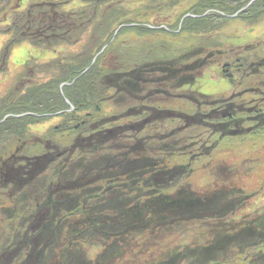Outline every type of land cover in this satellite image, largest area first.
<instances>
[{
	"label": "trees",
	"instance_id": "trees-1",
	"mask_svg": "<svg viewBox=\"0 0 264 264\" xmlns=\"http://www.w3.org/2000/svg\"><path fill=\"white\" fill-rule=\"evenodd\" d=\"M83 1L87 10L65 9L70 0L31 2L21 9V1L0 0V33L8 37L0 53V76L19 44L43 50L77 45L88 29L79 30L80 24L98 14V27L109 15L119 19L108 25L110 36L97 51L84 45L82 52L46 62L38 70L41 82L21 79L23 90L0 97V188L13 193L11 216L18 218L9 222L20 221L17 230L28 232L7 246L8 264L119 263L125 250L127 255L132 247L141 249L135 253L146 250L141 245L148 239L154 241L149 255L155 257L147 264H264L261 190L233 186L239 169L233 164L204 189L190 181L220 140L242 146L247 139H264V42L223 47L220 40V35L228 37L232 23L256 24L264 15V0L243 11L251 0H193L173 15L179 19L176 32L145 23L140 6L149 0ZM153 1L164 5L166 0ZM126 3H138L131 20L123 17L131 14L123 10ZM120 27L168 35L165 42L138 45L143 59L129 67L113 56L107 60L118 47L129 48L114 35ZM211 65L220 69L221 78L245 89L244 95L195 92L198 74ZM249 80L254 84L246 88ZM242 95L245 103L238 101ZM172 102L187 105L173 110ZM56 117L60 123L48 124L46 136H33L37 125ZM40 182L45 189L33 196L46 199L22 208L19 190ZM227 182L232 187L225 188ZM250 199L259 202L242 216ZM207 221L214 222L207 226V244L184 246L161 259L169 237L159 233Z\"/></svg>",
	"mask_w": 264,
	"mask_h": 264
},
{
	"label": "rangeland",
	"instance_id": "rangeland-1",
	"mask_svg": "<svg viewBox=\"0 0 264 264\" xmlns=\"http://www.w3.org/2000/svg\"><path fill=\"white\" fill-rule=\"evenodd\" d=\"M17 1H21V9L23 7H26L27 5H30L31 2L38 3L42 0ZM191 1L193 0H166L163 5L161 1L154 2L153 0H149L146 1V5L140 6L142 8L141 12L143 11L144 13L142 14V17L145 18V23L153 25L155 24L157 26L163 25L168 28L170 32H174L176 29L175 25L177 24L179 19L174 18L173 15H179V13L181 14L184 8L191 4ZM254 1L255 0H251L250 3L246 5L241 11L250 8ZM84 2L85 1L83 0H70V2L65 5V9L71 10L76 9V7H78L81 10H87L88 3L87 5H85ZM136 5H138V3H131V5L129 6L126 3V5L123 6V10L125 14H127V12L131 14L123 17H126L130 20L134 18L133 15L136 12H134L133 8H136ZM160 9H162V15H160ZM91 10L87 12L88 15H90ZM164 15L168 16H165L166 19L162 20L161 16ZM238 15L239 14H236L234 16ZM100 17L101 15L98 14L94 21L90 23L86 21L83 24H80L79 30H86L87 28L88 29L87 32L83 33L81 37L83 38V41H81V43H77V45L68 44L64 47H58L56 48V50H43L37 48V46H35L34 44L32 45L28 42H24L15 46V48L10 51L9 58L7 59L5 66L6 70L2 72L0 76V97H3V95L15 90L16 88L17 90H23L25 86V81L23 82V85L18 86V83L21 79L30 78L33 79V81L41 82V74L40 72H38V70L40 69L39 67H42L46 62L56 60V58H65L68 55L73 56L77 54L78 51L82 52V50H84L85 47H87L88 45H90L93 50L97 51L103 40L109 38L110 36L109 32L111 31V25H108L112 22L119 20L115 16L109 15L105 18L106 20L104 21V23L98 27ZM260 19L255 21L256 24H253L252 22L248 23L243 21L240 23H232L231 26L227 29L226 35L228 37H226L225 35H220L222 46L232 47V45H234L236 47H243V45H248L250 43L254 44L255 42L262 44L264 42V15ZM114 30L115 37L120 42L125 40L123 43L126 44V46L129 48H126L124 50L123 48L121 49L118 47V49H116L114 53L112 52V55L108 57L107 60L111 59L113 56L116 61L129 63V67H132L130 65H133V61L143 59L140 53L141 51L138 49V45L144 42L153 46V44L165 42L168 35L166 33L164 34L163 32H154V34H151L144 31L142 32L135 30L123 31L121 27L117 29L115 28ZM7 38V36L0 33V53L1 49L4 47L3 45L7 41ZM91 38H94V41L96 43H92ZM184 39L185 38H183V40ZM108 48L109 46L106 47V49ZM43 77L44 79L42 80L45 81L46 77L44 75ZM197 77V82L192 86V89L200 94L202 93L205 95H216L222 97L232 96L235 93H243L244 95L245 89L239 90L236 88V85L233 86L229 83L228 80H225L223 77L221 78L220 69H218L217 66H208L207 68L200 71ZM253 84V80H249L246 88H250ZM243 95L238 98V101H240L241 103H245L246 95ZM172 99H174L173 96ZM172 103L173 110H179V108L183 109L187 105L184 102ZM116 111H118L117 108ZM110 112L113 113L112 110H110ZM59 123L60 120L56 117L51 120H48V122H45L42 125H37V127L35 128L31 126L30 130L31 128H34L37 131L33 133V136H36L37 134L41 136H46L48 124H52V126H54L58 125ZM254 130V132H257L260 129L258 128ZM254 132H251V134H253ZM17 140L20 141L21 139L15 135V141L18 142ZM250 142L251 143H249V140L247 139L244 141L242 146H240L238 142L234 143L233 139L232 141H230V139L228 138L220 140L217 143L218 145H216V150L214 151V153L210 154V160L207 163H204L205 165L202 163H198L195 167L196 171L190 178V181H192L193 186L198 190L204 189L208 184L215 182L213 181V179L218 176L219 172H224L226 168L229 167V165L233 164V168H239L235 173L234 181H232L233 186H239V188L242 187L246 189L253 188L256 191L261 190V192L264 194V139L258 137L256 141L254 139H250ZM220 143H222L224 148L220 145ZM249 144L255 146V149H250ZM16 146L14 147V149H16ZM217 146H220L219 149ZM13 152L14 151H5L6 154H12ZM0 153H2V151ZM23 157H25L24 160L27 158L25 155H23ZM223 185L225 188H227V186L232 187L231 182H227ZM34 186V188H31L29 185V187L19 190V193L17 192V198L22 201V208L28 207L30 204L37 206V204L39 205L41 201L46 199L45 197L47 196H40V198H36L33 196L35 194V191L45 189V187L43 186V182H40V184L36 183L34 184ZM0 187L4 186L0 183ZM24 195H26V197H24ZM11 196L13 197V193L11 192L10 188L8 191H5L4 189L0 188V263L1 261H5L7 262V264L11 260L10 259L8 261V258L3 255L5 250H8L10 248V246H7L12 243L15 239L21 238L23 236L26 237L28 235V232L26 233L21 229L17 230L21 226L20 221L14 220L13 223L9 222L10 218H18L16 216H11L13 212L11 210V206L14 203L13 200H9V197ZM258 202L259 201L250 199V202L247 203L245 209L243 210V212H245L246 214L241 215H250V212L257 206ZM32 208L33 206H30L29 210ZM11 224H14L15 226L10 227ZM213 224L214 222L211 221L203 223L196 222L185 224L183 227L174 225V227L169 230H163L162 233H159V236H163V234L166 233L169 238L167 241H165L167 243V248L162 252L161 259L166 256H175L177 252H181L183 250L184 246L186 249L187 246L194 247L199 244H207L209 242L208 240H210V230H207V226L210 227ZM149 234H147L148 238L150 237ZM141 237L143 238V236ZM159 239V237H156L157 241H159ZM153 244L154 241L151 242L149 241V239L144 240V243H142L141 247L143 246L144 249H146L147 251L144 250L142 253H135L138 248L132 247L134 250L130 251L131 255H127L128 250H125L124 256L120 258V260L116 259V261H118L119 263L113 262L112 264H147L149 261H151V259L155 257V254L149 255V253L152 254L154 252V249L152 248ZM138 250L139 252L141 251V249ZM231 254L232 250H230L229 253L226 252L225 256L230 257ZM91 255L95 256V254ZM111 260H114V258Z\"/></svg>",
	"mask_w": 264,
	"mask_h": 264
}]
</instances>
